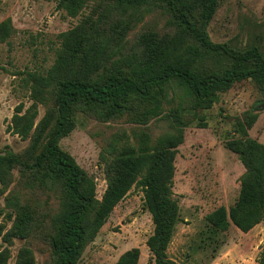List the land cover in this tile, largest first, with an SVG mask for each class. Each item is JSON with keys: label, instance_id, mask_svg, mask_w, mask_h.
<instances>
[{"label": "trees", "instance_id": "obj_1", "mask_svg": "<svg viewBox=\"0 0 264 264\" xmlns=\"http://www.w3.org/2000/svg\"><path fill=\"white\" fill-rule=\"evenodd\" d=\"M46 1L72 18L89 11L58 36L50 68L27 74L31 104H18L7 127L29 143L19 154L0 152L1 192L12 187L4 199L11 227L0 226V264L8 263L14 240L34 236L48 246L50 264H77L132 187L141 189L151 216L153 232L145 245L153 264H178L167 250L181 222L172 188L184 130L203 121L199 113L242 81L250 80L264 103V53L257 45L239 48L210 40L206 30L220 0ZM151 16L165 20V31L154 24L131 41L130 32ZM11 32L10 19L1 22L0 43ZM39 106L44 115L37 121ZM78 115L131 126L113 133L99 153L106 181L100 200L94 179L59 145ZM256 119L252 111L235 118L224 141L244 168L230 213L243 230L264 223V145L248 134ZM151 121L167 122L170 132L152 137ZM220 234L218 227H208L200 244L215 245L217 252L225 244ZM139 257L133 248L114 264H138ZM15 264H36L33 251L22 246Z\"/></svg>", "mask_w": 264, "mask_h": 264}, {"label": "rangeland", "instance_id": "obj_2", "mask_svg": "<svg viewBox=\"0 0 264 264\" xmlns=\"http://www.w3.org/2000/svg\"><path fill=\"white\" fill-rule=\"evenodd\" d=\"M89 9L72 18L56 8V2L46 0H0V23L10 19L12 32L0 43V152L10 149L21 153L29 143L7 128L15 107L31 104L27 74L44 73L53 64L60 47L59 35L72 29ZM165 31V20L146 17L136 25L128 38L151 25ZM210 40L245 48L257 45L264 53V0H220L207 26ZM256 86L245 80L221 93L211 109L199 113L204 120L193 121L184 130L183 143L175 157L173 195L177 201L181 222L177 225L168 247V257L178 264H264V223L243 230L232 222L231 207L239 193L240 177L244 168L237 156L224 147L235 118L246 111L257 113L248 131L251 138L264 145V103ZM44 115L38 107L37 121ZM152 137L170 132L165 121H151L147 126ZM131 126L123 122L100 123L78 115L74 130L62 139L60 148L94 179L96 197L101 199L105 189L103 166L99 153L109 137ZM14 183L19 174L13 172ZM12 188V187H11ZM0 186V226L8 230L10 211L5 208V197ZM221 230L225 244L214 252V246L200 244V233L208 227ZM153 232L151 216L144 207L140 188L132 187L126 197L113 209L95 239L87 245L77 264H114L127 250L140 251L138 264H153L145 243ZM28 246L36 264H50L49 249L40 237L23 242L14 240L7 264H15L22 246ZM202 245V246H201ZM0 240V250L3 249Z\"/></svg>", "mask_w": 264, "mask_h": 264}]
</instances>
